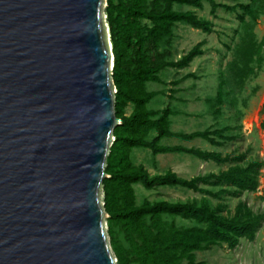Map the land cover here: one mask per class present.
<instances>
[{"label":"water","instance_id":"obj_1","mask_svg":"<svg viewBox=\"0 0 264 264\" xmlns=\"http://www.w3.org/2000/svg\"><path fill=\"white\" fill-rule=\"evenodd\" d=\"M106 0H0V264H116Z\"/></svg>","mask_w":264,"mask_h":264},{"label":"trees","instance_id":"obj_2","mask_svg":"<svg viewBox=\"0 0 264 264\" xmlns=\"http://www.w3.org/2000/svg\"><path fill=\"white\" fill-rule=\"evenodd\" d=\"M204 3L208 4L210 16L215 18L216 11L222 9L235 14L239 24L238 42L227 64L228 79L221 77L215 95L204 100L207 113L216 121L230 92L225 89L226 84L231 82L235 90L242 91L245 82L257 74L264 62V34L257 40L254 32L264 13V0L233 5L215 0H106L104 14L113 54L111 77L116 89L114 113L120 124L113 130L114 140L105 160L102 203L108 216L106 234L116 264H206L196 261V252L222 245L233 250L240 239L253 242L264 222V210L256 213L239 202L232 215H224V206L220 202L212 206L209 200L255 193L259 170L264 168L263 159L244 163L245 153L222 156L215 151L163 145V139L177 138L182 141L200 139L221 147L235 140V136L227 134L230 131L227 126L190 133L172 132L170 117L179 113L169 107L160 110L147 107L165 93L147 90V84L164 85L162 73L185 69L203 54L204 40L173 59L172 40L174 28L179 24L205 34L213 32L212 22L193 11L202 10ZM183 7L193 10H183ZM178 83L174 81L171 85ZM256 91V88L252 90ZM176 92V89L169 90L172 94ZM128 106L131 111L126 115ZM262 111L261 127L264 128V103ZM138 149L149 151L153 157L182 154L218 166L233 165L217 173L189 179L171 170L151 176L142 165H134L130 159L131 152ZM138 184L146 191L160 186L180 187L201 197L186 202L143 199L136 204L133 186ZM201 186L218 189L212 191ZM176 219L187 224L177 225Z\"/></svg>","mask_w":264,"mask_h":264},{"label":"rangeland","instance_id":"obj_3","mask_svg":"<svg viewBox=\"0 0 264 264\" xmlns=\"http://www.w3.org/2000/svg\"><path fill=\"white\" fill-rule=\"evenodd\" d=\"M217 3L233 5L245 3L247 0H215ZM183 10H193L183 7ZM199 17L212 22L213 32L205 34L184 25H176L172 40L173 59H178L187 53L194 45L205 41L202 46L203 54L195 58L187 68L181 70H168L160 76L164 85L157 83L147 84V90L164 91L148 105L154 110L169 107L179 115L171 117L172 127L175 132H194L206 128L216 129L228 126V135L235 136V140L225 142L221 147L211 146L200 139L182 141L177 138L163 139V145H182L206 151L220 152L222 155H236L245 153V161L264 160V128L262 104L264 103V62L254 77H250L242 91L234 89L228 82L225 86L229 90L225 104L221 107V116L214 121L206 111L204 100L213 97L220 78L228 79L227 64L233 57L234 46L238 42L237 31L239 24L235 14L222 9L216 11L215 18L210 16L207 3L202 10H193ZM256 39L260 40L264 34V13L254 28ZM191 75V77L189 76ZM189 76V77H186ZM179 81L176 86L171 82ZM256 88V92L252 90ZM176 89L172 94L169 90ZM171 94V95H170ZM131 107L125 109L128 115ZM151 135L150 137H152ZM130 159L134 165H142L152 176L171 170L181 178L189 179L193 176L217 172L225 166H216L213 162H202L188 155L166 154L152 156L147 150H133ZM202 188H218L201 186ZM225 188V187H223ZM230 191L232 189L227 188ZM135 202L139 204L143 199L149 201L186 202L198 199L200 194L180 187H156L146 191L141 185L133 186ZM211 205L220 202L224 207L222 214L232 215L235 205L244 203L253 212L264 210V168L259 170L258 187L255 193H241L238 197L222 196L220 201L210 199ZM177 225L187 224L186 221L176 219ZM196 261L206 264H264V222L258 228L253 242L240 239L238 245L229 250L225 245L213 247L208 251L196 252ZM184 264V263H183Z\"/></svg>","mask_w":264,"mask_h":264},{"label":"crops","instance_id":"obj_4","mask_svg":"<svg viewBox=\"0 0 264 264\" xmlns=\"http://www.w3.org/2000/svg\"><path fill=\"white\" fill-rule=\"evenodd\" d=\"M247 2H248V0H247ZM247 2H245V3H247ZM216 93V92H215ZM225 104V103H224ZM179 115V114H178ZM177 116V115H176ZM211 116V115H210ZM221 116V115H220ZM171 117H174V116H171ZM171 117H170V121H171V125H170V130L172 131V132H175L174 130H172L171 129V127H172V120H171ZM222 127H226V126H222ZM228 127V126H227ZM201 131V130H200ZM183 133H185V132H183ZM190 133V132H189ZM170 139V138H169ZM196 140V139H195ZM228 142H230V141H228ZM227 143V142H226ZM216 152V151H215ZM220 153V152H219ZM221 154V153H220ZM222 155V154H221ZM222 156H225V155H222ZM228 156H234V155H228ZM230 165H233L232 163H227V164H224V165H219L220 167H222V166H225L223 169H220V170H218V171H221V170H226ZM216 166H218V165H216ZM217 171V172H218ZM217 172H215V173H217ZM212 173H214V172H212Z\"/></svg>","mask_w":264,"mask_h":264},{"label":"bare ground","instance_id":"obj_5","mask_svg":"<svg viewBox=\"0 0 264 264\" xmlns=\"http://www.w3.org/2000/svg\"><path fill=\"white\" fill-rule=\"evenodd\" d=\"M113 65V64H112Z\"/></svg>","mask_w":264,"mask_h":264}]
</instances>
